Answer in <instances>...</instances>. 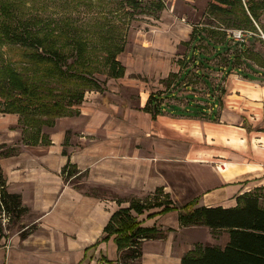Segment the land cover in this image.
<instances>
[{"label": "crops", "instance_id": "1", "mask_svg": "<svg viewBox=\"0 0 264 264\" xmlns=\"http://www.w3.org/2000/svg\"><path fill=\"white\" fill-rule=\"evenodd\" d=\"M210 1L164 0L155 16L130 29L117 56L124 76L112 78L104 92L87 91L78 113L44 126L38 143L23 142L19 114L0 112V170L6 189L30 209L18 229L0 225V264H103L102 256L118 263L120 251L113 237L105 239L106 225L130 206L129 197L158 188L177 207L195 199L196 207H233L246 193L258 194L264 206V85L254 83L260 79L242 75L243 81L220 69L222 94L211 87L209 98L188 92L185 101L179 90L191 65L206 64L196 45L204 38H191ZM201 70L195 75L205 80ZM151 94L155 116L153 105L145 109ZM12 147L17 150L7 154ZM69 162L89 185L117 196L100 197L67 181L62 170ZM141 219L144 226L172 229L143 242L141 264H182L196 246L224 248L229 241L226 229L182 226L178 210ZM196 228L211 242L181 241Z\"/></svg>", "mask_w": 264, "mask_h": 264}, {"label": "trees", "instance_id": "2", "mask_svg": "<svg viewBox=\"0 0 264 264\" xmlns=\"http://www.w3.org/2000/svg\"><path fill=\"white\" fill-rule=\"evenodd\" d=\"M128 1L137 2V0ZM263 3L264 0H211L207 12L215 16L220 25L203 28L195 26L191 41L210 37L208 43L214 48L213 55H221L224 60L223 65L216 67L222 69L224 74L236 72L249 79L264 76V55L249 48L245 40L236 41L234 35L228 32L229 29H239L260 34L258 26L264 32V25L259 23L261 15L259 10L262 9ZM204 32L209 35L207 34L206 37ZM0 35H2L0 41L5 37L27 49V63L23 66H18L13 60H4L0 65V97L2 98L0 112L19 114L24 143H38L40 139L45 138V134H42L44 126H53L57 118L78 113L77 108L73 110L72 107L76 103H82L85 91L77 93L71 85H85L90 87L86 90L103 91L102 82L94 76L98 70L86 60L88 43L85 40H73L76 59L72 63H67L62 62L65 61L62 58L66 55L62 48L64 44H60L59 36L54 32L41 34L30 28L20 31L1 20ZM260 39L264 43V39ZM124 49L125 45L108 49L107 62L109 76L112 78L124 76L125 67L117 59V55ZM197 55L202 58L205 56V59L211 58V55L206 56L200 51ZM244 63L253 69V72L243 70L241 65ZM58 89H61V92H57ZM155 102V95L151 94L145 106L148 110L153 105L154 116L159 112ZM16 150V147H12L6 153H14ZM62 174L67 181L84 189V186L77 183L78 177L84 173L76 166L67 163ZM96 188L100 189V187ZM86 192L90 191L86 190ZM156 193L163 196L164 200L158 198L153 204L148 205L132 201L129 207L117 210L106 225L105 239L113 237L118 245L120 264H141L143 242L163 239L172 230L168 228L162 231L156 225H142L138 217L153 207L162 208L157 212L149 213L147 218L178 210L182 226L204 224L211 229H226L229 232V241L224 248L211 244L196 246L183 255L182 264H264V206L258 194H244L239 198L240 203L233 207L193 208L197 204L196 199L177 207L172 205L173 202L164 194L162 188H158ZM132 209L136 214L131 212ZM29 211L30 209L23 205L20 194L11 193L6 189V181L0 170V225H2L3 213L10 222L21 219ZM28 233L29 230H24L21 236L24 238ZM100 261L103 264H117L106 256H102Z\"/></svg>", "mask_w": 264, "mask_h": 264}, {"label": "rangeland", "instance_id": "3", "mask_svg": "<svg viewBox=\"0 0 264 264\" xmlns=\"http://www.w3.org/2000/svg\"><path fill=\"white\" fill-rule=\"evenodd\" d=\"M163 3L164 0H148L143 2L137 0L135 3H130L128 0H0V22L4 20L8 22L10 26L12 25L14 29H19L20 31L30 28L41 34L54 32L59 36L60 44H64L62 48L66 55L65 58H62V60L65 59V61L62 62L72 63L76 59L73 40H85L88 43L86 60L90 61L94 69L98 70L94 76L102 82L104 92L108 90L110 85H114L112 77L109 76V66L107 62L108 49L113 46L121 47L125 45L130 29L135 26L143 25L144 22L150 19L149 17L155 16L158 12L159 5ZM259 12L261 13L259 23L264 25V3ZM200 20L202 25L198 28L220 25L215 16L209 15L208 12H206ZM255 24L257 25V23ZM228 32L234 35L236 41L245 40L244 42L249 48L264 55V43L260 39L262 38L261 31L260 34H254L252 31L239 29H229ZM207 34V32H204L205 36ZM209 38L210 37H207L197 41L196 45L199 48L198 50H201L206 56L212 54L211 58L209 59L206 57L205 59V56H203L202 59V57H199V60H202L201 62L206 64L200 63L199 65H191L192 69L189 71L191 74L187 75V79L183 80L185 84L179 85L180 88L177 86L179 90L185 92V101L188 99V97H186L188 92L200 95L195 98H201L202 96V99H204L209 98V88L212 87L216 95L222 94V90L224 89L225 78L222 76V70L216 68L217 65H223L224 60L221 55H213L214 48L212 44L208 43ZM214 40L215 39H213V41ZM234 49L233 47V50ZM26 50L24 46L14 44L4 37L0 41V65L4 60H13L17 62L18 66H23V64L27 63ZM197 59L198 58H196V60ZM199 67L202 69L201 73H205L204 78L207 82L199 77V75H195ZM241 68L248 72H253V69L248 67L246 63L241 65ZM256 74L258 75V73ZM237 76L244 81L242 75ZM259 79V82L254 83L264 85V76L260 75ZM186 82H188V85ZM152 85L153 84H150L151 87ZM153 86L157 88V82ZM71 87L77 93H83L85 91L84 96L87 91H91L86 90L90 87H85V85H71ZM57 92H61V89H58ZM132 94L133 97H135L134 99H137L136 93ZM1 99L0 97V100ZM80 104L76 103L73 105L72 109L74 110ZM77 183L84 186L85 190L100 197L113 198L117 196L116 193L108 188L100 187V189H98L89 185L84 175L78 177ZM158 198L159 200H164L163 196L156 192L148 195L143 194L141 196L136 195L134 197H129L130 204L132 201H138L145 205L153 204ZM178 203L181 204L182 202L178 201ZM161 208L162 207H153L147 209L143 216L140 215L138 218L142 221V225L144 224L143 219H141L142 217L147 216L148 213L157 212L161 210ZM193 208H196V206ZM131 212L136 214V211L133 209ZM21 219H14L10 222L7 221L5 226L12 231L18 229L20 227L19 223L23 220ZM158 229L162 231L165 230L161 227ZM181 239V241L185 239H195L203 243L207 241L211 242L209 233L205 229L200 228L190 229L186 231V233L184 232ZM149 249H151V247H147V250ZM146 256L147 255H145V257ZM117 264H120V260Z\"/></svg>", "mask_w": 264, "mask_h": 264}, {"label": "built area", "instance_id": "4", "mask_svg": "<svg viewBox=\"0 0 264 264\" xmlns=\"http://www.w3.org/2000/svg\"><path fill=\"white\" fill-rule=\"evenodd\" d=\"M138 1L143 2V1H148V0H138ZM223 167H225V166H223ZM7 221H8V217L5 215V213H3L2 224L6 225Z\"/></svg>", "mask_w": 264, "mask_h": 264}]
</instances>
